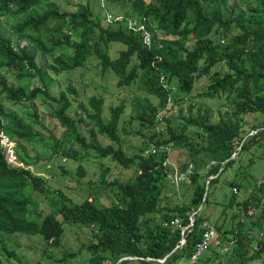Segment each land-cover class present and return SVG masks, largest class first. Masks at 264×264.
I'll use <instances>...</instances> for the list:
<instances>
[{
	"label": "trees",
	"instance_id": "1",
	"mask_svg": "<svg viewBox=\"0 0 264 264\" xmlns=\"http://www.w3.org/2000/svg\"><path fill=\"white\" fill-rule=\"evenodd\" d=\"M87 1L78 2L73 12H60L54 0H0V248L6 261L14 259L20 263L2 237L36 236L44 243L42 257L50 260L48 252L62 246L66 227H85L91 231L92 240L80 251L90 255L88 264L95 257L101 259V264H116L130 256L159 259L167 256L181 238L180 230L171 228V222L181 219L183 225L188 224L192 213L203 204L182 249L162 263L138 259L120 264H174L179 258L191 259L202 238V223L208 222L202 212L208 201L209 189L203 200L206 182L210 188L221 174L242 163L247 153L251 155L249 165L256 153L264 151V0H107L114 8L109 7L110 10H116L111 14L146 25L152 40L149 48L142 44L141 35L127 30L122 22L104 24ZM3 29L13 33L15 39L6 37ZM75 32L77 38L71 37ZM110 44H120L125 49L113 59L107 51ZM64 47L71 48L73 55L65 57L60 53L54 64L37 62V54L45 57ZM90 53L95 55L101 71L113 72L119 87L138 81L145 93L142 102L132 104L134 113L130 119L137 120V132L151 130L152 134L145 149L136 156L128 157L120 147L118 126L126 108L124 101L111 107L105 120L103 98L90 97L87 106L78 103L73 118L69 109L77 90L68 84L57 97L48 93L44 80L47 70L59 73L82 68ZM8 75L16 79V86L9 84ZM161 76L172 89L163 88ZM203 80L206 84L202 91L192 95ZM177 92L189 101L186 115L179 108L182 101ZM40 97L57 105L52 117L65 129L61 137L67 130H74V140L83 149L132 172L123 181L115 178L109 183L116 203L100 207L90 200L68 204L61 199L59 207L44 216L30 210L36 206L31 194H45L44 180L28 168L29 163L18 152L27 158L32 141L48 139L52 153L46 160L51 161L54 156L75 159V152L61 149V137L46 128L35 107L27 115L33 119V125H29L5 111L1 102L5 98L30 107ZM205 99L222 100L229 109L224 113L217 110V119L213 120L211 109L200 110L196 103ZM176 111L184 122L179 133L172 127ZM250 115L259 119L247 126L245 117ZM76 124L90 126L87 131L91 142H85ZM187 127L194 130L187 132ZM42 129L48 131L46 138ZM258 129L262 130L249 137L238 152L243 137ZM98 136L108 143L102 144ZM10 143L14 162L21 165L9 161ZM151 145L158 151L156 155L145 154ZM165 147L186 151L184 171H188L191 193L181 196L173 206L162 204L168 176L165 163L169 153L163 150ZM237 152V158L223 164ZM34 159L41 160L39 155ZM210 162L216 177L208 180L205 169ZM236 179L230 184L232 188L252 193L237 201V194L232 192L233 197L225 206L231 208V214L227 216L224 209L213 222L223 237L220 243L226 245L219 243L222 249L213 256L217 264H264V177L252 188L242 186ZM27 189L31 190L29 196L25 195ZM257 193H263V197ZM257 210L259 214L253 216ZM68 256L71 262L80 255L78 252Z\"/></svg>",
	"mask_w": 264,
	"mask_h": 264
},
{
	"label": "rangeland",
	"instance_id": "2",
	"mask_svg": "<svg viewBox=\"0 0 264 264\" xmlns=\"http://www.w3.org/2000/svg\"><path fill=\"white\" fill-rule=\"evenodd\" d=\"M60 12H73L76 10L78 2L85 4L87 0H54ZM90 8L95 15H100L104 20V12L107 10L110 13H115L116 10L111 11L107 0H90ZM110 7V8H109ZM11 22L8 23L10 25ZM104 24H106L103 21ZM214 28H212V31ZM6 37L14 38L13 33L3 29L2 31ZM78 32V31H77ZM72 34V35H71ZM71 37L77 38L78 33H71ZM213 34V33H212ZM211 34V35H212ZM57 36V35H56ZM48 46V45H47ZM125 47L120 44H110L107 51L111 58H117L119 52L124 50ZM60 53L66 56H72L73 50L71 48H62L58 51L46 55L45 57L37 54V62L39 64H54V58ZM9 84L16 86L18 83L13 75L7 76ZM45 84L48 89V93L54 97H57L60 91H64L68 84H71L78 92L75 102H72L69 114L74 118L77 111V105L79 102L87 106L88 98L96 97L103 98V117L105 120L108 118L109 109L121 103L125 102L126 108L123 115L120 118L118 126V136L120 139V147L128 157H133L140 153L143 149L144 144L148 142L151 130L138 131L137 120L130 119L133 115L132 104L139 101L142 102L145 96L144 91L139 85V82H135L129 87H119L116 76L110 70L101 71L98 60L93 53H90L87 57V63L82 68H77L72 71H61L55 73L53 70H47V75L44 77ZM35 85H39L37 81H34ZM206 81L203 80L198 87L194 89L192 95L202 91V87L205 86ZM31 87V86H30ZM179 94L181 103L179 108L181 109L182 115L187 114V108L189 101H186V96ZM72 97V96H69ZM4 105V110L13 113L17 117L21 118L29 125H33V119L28 117L29 113L33 112V107L36 108L39 119L43 120V124L47 129H50L57 138L61 137L62 132L65 130L60 126L55 118L52 117L54 109L57 107L56 104H49L43 97L37 99L33 106L29 107V104H14L3 98L1 101ZM152 102L156 104V100L152 99ZM200 110L210 108L212 111L213 120L217 119V110L221 113L227 111L228 105L223 103L222 100H196ZM196 107L193 109L195 113ZM163 113V112H162ZM256 115H250L245 117L247 126L252 123L258 122ZM173 129L179 133L184 127V122L181 120L179 112H174L172 116ZM90 126L76 124V130L82 138L85 139L86 143L91 142V137L87 131ZM159 128V127H158ZM194 129L187 127L186 131L190 132ZM44 138L47 137V130H41ZM74 130H67L65 135L60 138L62 148L66 152H75V159H66L61 156H54L51 161L46 160L52 151L49 149L50 143L47 140L35 139L31 142V151H29V157H23L22 152H18L20 157L24 158L29 163L28 167L35 175L41 176L44 180L45 194L42 196H34L31 194V190L27 189L25 195H32V200L36 204L35 207L30 210L35 211V214L42 216L56 210L59 207L58 203L62 201L68 204H80L85 200L94 202L96 206L105 207L112 203H116L117 199L112 187L109 183L112 179L118 178L121 181L131 176L132 172L127 171L117 164L112 163L108 159H100L97 154L90 149H83L82 145L74 140ZM40 139V138H39ZM98 140L102 144H107L108 140L98 136ZM115 147L116 144L111 143ZM61 149L59 150L61 152ZM145 149V148H144ZM10 153L9 161L15 165H21L14 162V156L12 150ZM39 155L41 160L36 161L34 157ZM242 163L234 165L231 169H228L225 173L221 174L217 181H215L209 188L208 201L203 209V214L207 218L209 224L213 226V222L222 214L225 209V214L228 216L231 214V208L225 207L227 202L233 197V193L237 194L236 200L242 201L247 198L252 192H241L231 187V182L234 177H237L236 181L242 186H248L250 188L253 185L263 181L264 177V151H260L252 158L253 163L248 165V160L251 159L250 153L246 154ZM168 163L166 164L167 180H165L166 189L164 190L165 200L162 204L173 206L177 199L181 196L187 197L191 191L189 189L187 173L184 171L186 162V151L179 148L171 147L168 155ZM213 165V164H212ZM181 170H180V169ZM176 171V173H175ZM245 173H244V172ZM83 172V173H82ZM205 179L209 177H215L213 170L211 169V162L206 166ZM214 179V178H213ZM104 181V182H103ZM235 189V190H234ZM233 192V193H232ZM30 195V196H31ZM245 195V197H244ZM257 196L262 198L263 193H257ZM29 211V208H28ZM236 212L239 214V210ZM31 218L34 219V215ZM259 210L253 213L258 215ZM229 219V218H227ZM252 220H255L252 218ZM237 222V221H235ZM222 236L216 232L214 238L209 241L210 245L204 249L197 257L195 262H191L190 259L179 258L174 264H217V258L213 256V253H220L222 247H218ZM7 249L14 251L18 257L20 263H17L14 259L6 261L4 254L0 248V262L1 264H56L57 260L62 259L64 256H68L72 253H78L74 261L70 262L68 256L63 262L59 264H88L86 259L91 258L90 255L81 247L90 244L92 240L91 231L85 227H66L65 237L62 242V246L56 250L48 252L50 260H46L42 257V250L44 248L43 241L36 236L27 235H13L11 237H2ZM221 244V243H220ZM220 246L225 247V244ZM222 251H225L224 249ZM132 261V260H130ZM101 264V259L95 257L93 262L89 264ZM125 264H138L136 262H127ZM253 264H260V261H256Z\"/></svg>",
	"mask_w": 264,
	"mask_h": 264
},
{
	"label": "built area",
	"instance_id": "3",
	"mask_svg": "<svg viewBox=\"0 0 264 264\" xmlns=\"http://www.w3.org/2000/svg\"><path fill=\"white\" fill-rule=\"evenodd\" d=\"M104 22L107 24H118L120 22H122L124 25H126L127 30H129L130 32H133L135 34H139L141 35V39H142V44L146 47H150L151 46V34L150 32L147 30L146 25L141 22V21H136V20H129L126 19L124 16L122 15H113L111 13H109L107 10L104 12ZM159 82L160 84L163 86L164 89H172L170 88V86L166 83V80L163 76H161L159 78ZM12 143L9 144L8 149L9 152H11V148H12ZM163 150L166 153L170 152V148L165 147L163 148ZM157 150L156 148H154L151 145V148L147 149L145 151V154L148 155H156L157 154ZM168 161H166L165 164H167ZM235 190V189H234ZM190 221V218H189ZM184 225L181 222V219H175L173 222H171V228L173 229H178L180 231H182L184 229L183 227ZM202 229H204L203 233H202V238L199 244L196 245L194 254L191 257V262H195L197 260V257L200 255V253L209 247L210 243L209 241H211L214 236L216 235V230L215 228L209 224L208 222H203L202 223ZM191 230L188 229L186 232H190ZM185 246V245H184ZM184 246L179 245L178 249H182ZM177 249V250H178Z\"/></svg>",
	"mask_w": 264,
	"mask_h": 264
},
{
	"label": "water",
	"instance_id": "4",
	"mask_svg": "<svg viewBox=\"0 0 264 264\" xmlns=\"http://www.w3.org/2000/svg\"><path fill=\"white\" fill-rule=\"evenodd\" d=\"M262 129H258V130H252V131H249L244 137L243 139L241 140V143H240V146L238 148V152L241 150L242 146H243V143L249 138L251 137L252 135L256 134L258 131H260ZM238 152L233 154L228 160H226L223 164H225L227 161L229 160H232V159H235L238 157ZM216 177V176H215ZM215 177H209L208 180H211ZM209 189V184H208V181L206 182V185H205V191H204V194H203V200H205L206 196H207V191ZM203 207V204H201L198 209L192 213V215L190 216V221L188 224L184 225V229L182 231H180V240L179 242L177 243V245L175 246V248L165 257L163 258H159V259H151V258H147V259H143V258H137V257H134V256H130V257H123L121 258L120 260L117 261L116 264H120L122 261H130V260H143V261H146V262H155V263H162L164 262L168 257H170L177 249H178V246L181 245V246H184L185 243H186V236H187V231L188 229L191 230V228L193 227V222L195 220V215L198 211L201 210V208ZM185 232V234H184Z\"/></svg>",
	"mask_w": 264,
	"mask_h": 264
},
{
	"label": "clouds",
	"instance_id": "5",
	"mask_svg": "<svg viewBox=\"0 0 264 264\" xmlns=\"http://www.w3.org/2000/svg\"><path fill=\"white\" fill-rule=\"evenodd\" d=\"M110 13V12H109ZM179 242V241H178ZM179 250V249H178Z\"/></svg>",
	"mask_w": 264,
	"mask_h": 264
}]
</instances>
